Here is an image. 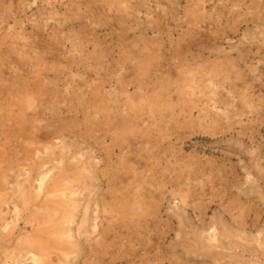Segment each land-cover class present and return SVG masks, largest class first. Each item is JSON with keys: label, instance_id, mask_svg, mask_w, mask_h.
I'll return each instance as SVG.
<instances>
[{"label": "rangeland", "instance_id": "obj_1", "mask_svg": "<svg viewBox=\"0 0 264 264\" xmlns=\"http://www.w3.org/2000/svg\"><path fill=\"white\" fill-rule=\"evenodd\" d=\"M0 264H264V0H0Z\"/></svg>", "mask_w": 264, "mask_h": 264}, {"label": "bare ground", "instance_id": "obj_2", "mask_svg": "<svg viewBox=\"0 0 264 264\" xmlns=\"http://www.w3.org/2000/svg\"><path fill=\"white\" fill-rule=\"evenodd\" d=\"M123 150H124V149H123ZM131 150H132V149H131ZM130 162H131V161H130ZM132 164H133V163H131V165H132ZM140 164H141V163H140ZM133 165H134V164H133ZM137 166H139V165H137ZM133 167H134V166H133ZM141 167H142V166H141ZM139 168H140V167H139ZM131 169H132V168H131ZM124 173H126V172H124ZM132 174H133V173H132ZM118 176H119V175H118ZM43 177H44V175H43ZM46 178H47V177H46ZM118 178H119V177H118ZM130 178H131V177H130ZM49 179H50V178H49ZM49 179H48V180H49ZM121 180H122V179H121ZM45 181H46V180H45ZM142 182H143V181H142ZM134 184H135V182H134ZM138 185H139V184H138ZM138 185H137V186H138ZM40 186H42V185H40ZM51 186H52V188H53V184H52ZM45 187H46V186H45ZM47 187H48V183H47ZM52 188H51V189H52ZM141 188H142V187H141ZM51 189H50V190H51ZM46 190H47V189H46ZM52 190H54V189H52ZM44 191H45V190H44ZM48 191H49V190H47V192H48ZM49 192H50V191H49ZM52 193H54V192H52ZM136 202H137V201H136ZM70 204H71V203H70ZM133 208H134V207H133ZM71 209H72V208H71ZM113 209H116V208L113 207ZM124 209H125V208H124ZM129 209H130V208H129ZM136 209H137V208H136ZM68 210H69V209H68ZM132 210H134V209H131V211H132ZM70 211H71V210H70ZM116 211H117V210H116ZM127 211H128V210H127ZM67 212H68V211H67ZM114 212H115V211H114ZM123 212H124V210H123ZM133 212H134V211H133ZM69 213H70V212H69ZM117 213H118V212H117ZM127 213H128V212H127ZM127 213H126V214H127ZM67 214H68V213H67ZM70 214H71V213H70ZM109 214H110V213H109ZM121 214H123V213H121ZM133 214H134V213H133ZM71 215H72V214H71ZM110 215H111V214H110ZM124 215H125V214H124ZM68 216H69V215H68ZM67 218H68V217H67ZM69 218H70V217H69ZM119 218H120V217H119ZM119 220H120V219H119ZM121 220H122V219H121ZM123 220H124V219H123ZM66 221H67V220H66ZM113 224H114V223H113ZM111 225H112V224H111ZM66 229H67V228H66ZM45 231H46V230H45ZM51 231H52V230H51ZM63 231H65V229H64ZM103 231H104V230H103ZM48 232H49V231H48ZM41 233H42V232H41ZM54 233H55V232H54ZM102 233H103V232H102ZM39 234H40V233H39ZM42 235H43V234H42ZM50 235H51V234H50ZM54 235H55V234H54ZM38 236H39V235H38ZM57 236H58V235H57ZM45 237H46V236H45ZM58 237H59V236H58ZM39 238H41V236H40ZM39 238H38V239H39ZM55 238H56V237H55ZM34 239H35V238H34ZM51 240H52V239H51ZM56 240H58V239H56ZM62 240H64V239H62ZM32 241H33V243H35L34 240H32ZM32 241H31V243H32ZM35 241H36V239H35ZM39 241H40V242H41V241L44 242L43 240H40V239H39ZM52 241H53L54 243H56V242H58L59 240H58V241H54V240H52ZM66 241H67V240H66ZM36 242H38V241H36ZM48 242H50V241H48ZM48 242L45 241V243H48ZM53 242H51L49 245H51ZM62 243H63V242H62ZM62 243H61V244H62ZM29 244H30V243H29ZM41 244H43V243H41ZM56 244H57V243H56ZM59 244H60V243H59ZM59 244H58L57 246H60ZM63 244H64V243H63ZM65 244H66V243H65ZM35 245H37V244H35ZM47 245H48V244H47ZM47 245H45V248L47 247ZM67 245H68V244H66V245H64V246H67ZM52 246H53V245H52ZM54 246H55V245H54ZM68 246H69V245H68ZM31 247H32V245L30 244L29 247H28V249L31 248ZM33 247H34V245H33ZM41 247H42V246H41ZM48 247L51 248L50 246H48ZM26 248H27V247H26ZM26 248H25V249H26ZM36 248H38V247H36ZM43 248H44V247H43ZM69 248H70V246H69L68 248H66V249H68V250H66V252H70V249H69ZM54 249H55V248H54ZM64 249H65V248H64ZM29 250H30V249H29ZM31 250L34 251L33 253H35V249H31ZM39 250H40V249H39ZM39 250H38V251H39ZM49 250H50V249H49ZM51 250H52V252H54L53 249H51ZM55 250H56V249H55ZM58 250H59V249H58ZM60 251H62V250H60ZM25 252H26V250H25ZM29 252H30V251H29ZM29 252H28V253H29ZM41 252H42V250H41ZM46 252H47V251H46ZM48 252H49V251H48ZM48 252H47V253H48ZM31 253H32V252H31ZM33 253H32V254H33ZM35 254H36V253H35ZM39 254H41V253H39ZM63 254H64V253H63ZM44 255H45V254H44ZM47 255H48V254H47ZM60 255H61V254H60ZM39 256H40V258H41V255H39ZM32 258H35V257L33 256ZM44 258H45V256H44ZM58 258H59V257H58ZM62 258H63V257H62ZM37 259H39V258H37ZM34 260H35V259H34ZM43 260H44V259H43ZM43 260H42V261H43ZM50 260H52V258H51ZM42 261H41V262H42ZM44 261H45V260H44ZM36 262H37V261H36ZM49 263H50V262H49Z\"/></svg>", "mask_w": 264, "mask_h": 264}]
</instances>
